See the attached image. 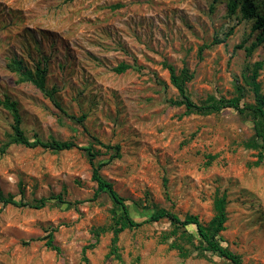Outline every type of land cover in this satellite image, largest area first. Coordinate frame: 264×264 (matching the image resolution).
Masks as SVG:
<instances>
[{
    "label": "rangeland",
    "instance_id": "rangeland-1",
    "mask_svg": "<svg viewBox=\"0 0 264 264\" xmlns=\"http://www.w3.org/2000/svg\"><path fill=\"white\" fill-rule=\"evenodd\" d=\"M230 1L0 0V102L16 103L29 141L77 146L10 143L13 118L0 105V147L8 144L0 190L25 204L50 198L40 210L0 204V264H230L198 247L194 228L176 230L167 220L126 229L113 245L112 217L121 210L106 193L94 197L80 148L104 164L100 175L135 222L166 210L208 227L224 197L220 245L241 264H264V159L249 146L252 121L232 109L186 113L173 104L180 97L166 68L191 77L186 91L196 105L235 98L238 88L240 104H253L244 77L261 62L264 97V32L241 10L247 1L261 15L264 0H235L233 12ZM10 60L45 68L53 100L18 84ZM120 66L127 68L116 72ZM102 145H118L120 157L108 162L114 150ZM49 233L56 251L45 244ZM189 233L193 245L183 238Z\"/></svg>",
    "mask_w": 264,
    "mask_h": 264
},
{
    "label": "trees",
    "instance_id": "trees-1",
    "mask_svg": "<svg viewBox=\"0 0 264 264\" xmlns=\"http://www.w3.org/2000/svg\"><path fill=\"white\" fill-rule=\"evenodd\" d=\"M236 1H230V12L236 7ZM247 1L242 3L241 10L244 18H254V31H261V34L264 32V13L261 15L255 13V7H251ZM230 32V31H229ZM264 36V35H262ZM257 43L261 42L262 38H257ZM214 44L220 43V41L214 40ZM257 43L252 44L249 48H246L245 51L247 55H251ZM237 49L243 48L242 45L236 47ZM7 68L16 75L17 83H30L34 87H36L43 95L47 96L51 100H53V93L47 90L45 85V75L46 69L40 68L39 65L35 67V70H30L22 65L20 61L10 60L7 64ZM127 67L120 66L115 69L116 72H123ZM167 70L170 74V80L174 88L177 90L180 100L174 101L173 104L176 106H184L186 113L188 114H198V115H207L212 113H218L224 109H232L236 111V113L240 116H247L252 121V127L254 131V140L250 143V147L254 148L258 151V162H261L264 159V97L260 92V86L257 83L256 79L258 77V72L262 68V63L257 62L254 63L250 75L245 76V82L249 86V89L253 93L254 103L253 104H240V101L243 98V90L238 88V96L232 99H223L220 98L218 100L214 98H210L209 101L205 104L196 105L189 97L186 91V82L190 80V76L183 71L180 75H176L175 70L171 66H166ZM244 76V74H243ZM56 104V103H55ZM0 105L9 111L13 118L12 130L14 134V138L10 143L21 145L25 148H36L40 147L46 150L61 152V151H69L77 148L72 142H57L51 140L49 142L43 143L39 140L34 142L29 141L25 136L23 131L20 128V115L17 109V105L14 102L5 100L0 102ZM57 106V104H56ZM9 143V144H10ZM0 147V154L5 152L6 147ZM104 148H109L114 150V154L110 156L108 162L113 159H118L120 157V147L115 145L113 147L102 145ZM79 149V148H78ZM81 151L87 153L88 164L91 167V180L96 184V190L94 192V197L98 196L100 193H106L108 197L111 199L114 206L120 208L121 213L113 214L112 221L113 226L111 227L113 231V239L112 244L115 245L117 242V237L120 233H122L126 229H134L139 228L145 223H154L161 220H167L170 225L175 227L176 230L185 231L187 227H192L195 230V234L198 240V247L202 248V250L210 252L212 255H216L219 258H222L229 262L230 264H241V258L239 255L234 254L233 252L225 249L220 245L221 237L220 233L224 230V224L227 220V215L225 212V200L224 197L217 198L214 202V211L215 216L209 223L208 227H204L196 216L186 215L181 218L179 215L166 211V210H157L154 211L149 219L143 222H135L129 215L127 206L124 203V199L121 198L118 193L114 190L113 185L102 178L100 175V170L104 166V164H96L95 153L92 152L90 148H80ZM106 164V163H105ZM50 199V198H49ZM49 199L41 198L32 202L31 204L21 203L15 200V197L10 194H3L0 190V204L2 206H15V207H28L32 210H40L43 209L47 205V201ZM61 200L60 196L55 198ZM187 242L193 245L192 240L193 236L189 233L187 237H183ZM53 237L52 233H49L46 237V246L51 248L52 250H58L57 247L53 245ZM116 250V249H114Z\"/></svg>",
    "mask_w": 264,
    "mask_h": 264
}]
</instances>
